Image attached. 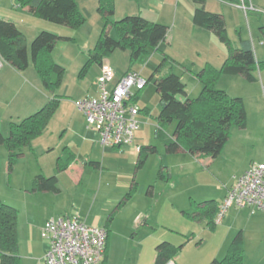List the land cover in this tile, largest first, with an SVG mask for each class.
<instances>
[{
  "label": "rangeland",
  "instance_id": "obj_1",
  "mask_svg": "<svg viewBox=\"0 0 264 264\" xmlns=\"http://www.w3.org/2000/svg\"><path fill=\"white\" fill-rule=\"evenodd\" d=\"M100 2L77 0L75 16L80 18V22L74 27L34 17L27 8L17 7L16 0L2 2L0 17L20 28L30 52L31 64L32 42L39 33L48 32L70 39L59 41L53 51L54 60L65 71L59 88L54 94L48 91L50 95L67 98L75 104L86 96L95 95L93 84L98 78L99 65L94 54L106 26V20L99 12ZM207 3L210 9H216L215 13L223 14L224 7L229 8V18L223 15L234 47H240V38L250 40L257 62L262 64L257 70L256 82H249L241 75H221L218 80V89L244 100L246 129L234 125L230 139L215 159L210 156L198 158L191 152L168 148L166 143L174 138L177 122L165 126L159 124L160 98L155 82L149 81L162 61V55L168 54L149 48L144 58L132 68L148 81L142 91L133 90L140 113L136 117L138 129L133 143L129 144L141 148L143 155L147 156L143 168L138 169L139 158L130 153L132 146L126 145L123 155L107 163L108 170L102 184L94 171L84 175L82 185L77 176L62 175L57 167L61 152L55 148L60 141L57 124L60 113L53 118L51 136L44 132L35 137L31 146L23 150L24 155L13 169L10 168L7 147L0 146V201L18 212L21 264H43L33 258L41 255L47 244L41 237V228L58 213L80 217L89 226L103 227L110 223L111 244L106 264H154L155 238L159 236L164 237L162 241L181 248L174 264H211L226 257L239 231L244 236V264H264V223L249 222L246 218L250 211H264L231 206L220 224L216 223L217 216L199 222L182 214L194 209L195 202L214 199L222 204L226 187L234 183L235 176L252 163L264 162V35L261 32L264 27V0H255L252 3L254 9L251 4L247 10L243 8L239 12L220 0H207ZM114 4L116 20L142 16L170 28L169 38L174 46L168 51L178 63L174 73L186 84L190 99L198 98L203 91L196 74L206 67L221 69L229 57L228 47L217 37L194 39L192 27L196 6L193 0H114ZM110 36L119 38L116 28L110 30ZM104 61L116 71L117 76L131 69L130 52L127 50H116ZM8 64L4 61L5 68ZM49 147L55 150L47 153ZM165 165L168 166L163 169L167 181H161L158 175ZM40 174L47 177L58 175L62 193L50 194L41 200L38 197L40 193L33 191V180ZM150 186L155 187V200L158 201V204L154 201V205H150L152 207L148 206L152 201L147 195ZM131 187L133 197L118 209L107 201L111 196L123 200ZM141 211L153 213L150 226H144L145 219H136ZM231 226L234 227V235L231 234Z\"/></svg>",
  "mask_w": 264,
  "mask_h": 264
},
{
  "label": "trees",
  "instance_id": "obj_2",
  "mask_svg": "<svg viewBox=\"0 0 264 264\" xmlns=\"http://www.w3.org/2000/svg\"><path fill=\"white\" fill-rule=\"evenodd\" d=\"M224 3L240 4L239 0H220ZM196 8L193 15V25L212 32L219 41L229 49V57L221 69L206 67L197 75L203 85V91L196 99H190L186 84L176 75L178 63L168 55H162L155 73L149 81L155 82L160 98L161 111L159 124L165 126L177 122L174 138L167 141L166 146L175 151L191 152L198 158L210 156L217 158L230 139V130L236 125L240 129L247 127V112L242 98L231 97L225 91L218 89L221 75H241L249 82L258 81L257 70L262 67L258 63L250 40L240 38V47H234L228 36L227 23L220 13L206 9V0H193ZM246 5L245 0H243ZM18 7L27 8L37 18L66 27H74L80 22L76 18L77 0H16ZM99 12L106 20V26L97 44L94 58L102 65L105 57L116 50L130 52L131 69L147 54L149 48L158 49L168 38V26L153 23L142 16H126L120 20L115 18L114 0H101ZM116 28L118 39L110 36V30ZM264 35V27L261 28ZM61 40L48 32H41L32 42V60L44 87L51 93L59 88L64 74V68L54 61L52 54ZM0 57L14 68L24 71L29 66L28 48L25 36L11 21L0 18ZM148 82V81H147ZM59 97L54 98L40 111L22 120L12 123L9 136L2 133L0 127V146L5 145L9 152V164L14 165L23 156V150L31 146L32 140L43 134L54 114ZM162 103L164 105L162 106ZM147 156L140 155L138 169L144 167ZM71 162V156L65 162L60 160L58 172L65 171ZM99 165V164H97ZM163 178V172L158 175ZM58 175L46 177L37 175L33 180V191L59 194ZM149 189V194H151ZM131 192L126 198L131 197ZM195 208L185 214L195 221L206 218L214 219L220 207L214 200L194 203ZM109 237V231L106 229ZM108 240L106 255L108 254ZM20 240L18 234V212L15 208L0 201V264H21ZM181 248L169 242H162L156 247L154 264H168L180 253ZM244 236L239 231L223 260H214L211 264H244Z\"/></svg>",
  "mask_w": 264,
  "mask_h": 264
},
{
  "label": "built area",
  "instance_id": "obj_3",
  "mask_svg": "<svg viewBox=\"0 0 264 264\" xmlns=\"http://www.w3.org/2000/svg\"><path fill=\"white\" fill-rule=\"evenodd\" d=\"M3 1L0 0V7ZM244 8L247 10V6ZM3 66L4 60L0 57V71ZM147 83L135 71L117 78L110 65H101L98 96L84 98L77 107L84 114L88 127L99 134L102 146L122 147L133 143L138 129L136 117L140 113L133 90L140 92ZM136 149L141 151L139 147ZM231 206L264 211V162L250 164L235 178L217 214V224L223 221ZM41 236L48 243L44 264H101L106 255V229L89 226L79 217L49 220Z\"/></svg>",
  "mask_w": 264,
  "mask_h": 264
},
{
  "label": "crops",
  "instance_id": "obj_4",
  "mask_svg": "<svg viewBox=\"0 0 264 264\" xmlns=\"http://www.w3.org/2000/svg\"><path fill=\"white\" fill-rule=\"evenodd\" d=\"M239 1H240V4L224 3V2H222V3L229 4L230 7L234 6L233 8L237 9L236 11H238V10L242 11V9L244 8L245 5H244V2L242 0H239ZM241 1H242V3H241ZM253 2H255V0H245V3L247 6H251V4ZM254 7L255 6H253V4H252L251 8L254 9ZM206 9L210 10V12L212 10H213L212 12H214V13L217 12L216 9H210L208 7L207 0H206ZM224 9L225 10L223 11V14L226 16V18H229V12H228L229 8H226V6H225ZM176 11L177 12L179 11V5L176 7ZM225 16H224V18H225ZM192 34H194V36H195L194 39H197V40H199L200 38H204L205 36L210 37V38L215 36L212 32L204 30V29H200V28L195 27V26L192 27ZM173 46H174V42H173V40H171L169 38V34H168L167 40L165 42L161 43L157 50H163V52L167 53L171 59L175 60L174 55H172V53L170 51H168V49L171 50V47H173ZM27 48H28V46H27ZM28 57H29V66L26 70L20 71V70L14 68L11 64H8L7 68H5V66H3L2 70L0 71V127H1L2 132L7 133V135H5V136H9L10 126L12 123H19L22 120L34 115L35 113L40 111L43 107H45L54 98V95L53 96L50 95L48 90L44 87L42 80H41L39 74L37 73L35 66H32L33 63L31 64V62H30L31 58H30L29 50H28ZM102 64H106V62L104 61ZM98 65H99V68H98L97 74H98V78H99L100 73H101V65L100 64H98ZM31 67H34V70H33V68L31 70ZM125 74H127V73H125ZM125 74L117 76V78H121ZM98 78H97V80H98ZM97 80H96L95 84H93V87L95 90L94 91L95 95L86 96V97H97L98 96L99 88H98ZM83 99H81V100H83ZM78 102L75 104L74 101L67 100V98H64V99L59 98L58 106L54 112V115H52L48 126L46 127L47 130L44 132H47L49 137L51 136L50 128L52 127L51 125L53 124V121H54L53 118H55L54 117L55 114H56V116H58L60 113V118H58L59 120L57 121V124L60 127L58 129L59 130L58 135H59L60 141L58 144L56 143L57 145H55L56 150L61 152L58 156V159H57V167H58L60 160L62 162H65L69 156H71V162L65 171L59 172V173H63L62 175H64V174L69 175L70 174V175L75 176V178L77 176V181L82 185L84 182L83 181L84 175L87 172L94 171L100 177V180H101L100 184H102L103 183L102 180L105 176L106 170H108L107 163L112 162L114 160L113 158H115V157L118 158L119 156L123 155L122 152L125 151L124 148H126L125 147L126 145H124L122 147H113V146L104 147V146H102V144L100 143L99 134L95 130L89 128L88 125H86L87 122H86L84 114L78 109V107L76 108ZM44 132H43V134H44ZM57 132L58 131H56V133ZM52 134H55V133L52 132ZM129 146H132V145H129ZM32 148H33V146H32ZM136 148L137 147L132 146V148H130L129 151L132 155H135L139 158L140 155H143V152H142V150L140 152H138ZM54 150L55 149L53 147H49L47 153H50ZM97 164H99V165H97ZM167 167H168L167 165L163 166L161 169L162 170L161 172L164 171L163 169H167ZM248 167H246L244 169V171ZM244 171L242 170L239 173V175H241ZM239 175H237V176H239ZM237 176H235V178ZM58 178H60V177H58ZM159 180L167 181V179L164 175V172H163V178H161ZM59 181L61 182L60 179H59ZM73 181H74V179H73ZM126 186H128V183H126ZM231 186H232V184L230 186L226 187V195H227L228 189ZM59 187H60V183H59ZM151 187L152 186H150L149 189ZM101 189H102V187H100V190ZM60 190H61V192L59 194L62 193L61 188H60ZM132 191H133V187H131L130 192H132ZM35 193H37V192H35ZM39 193H40L39 194L40 196H38V197H41L40 198L41 200L43 199L42 197L48 198V197H50L49 196L50 194H54V193H48V192H46V193L39 192ZM147 195L150 197L148 199L152 200L151 203L148 205L149 207H152V206H150L152 204L154 205V203H153L154 201L156 204H158V201L155 200V198H156L155 187H152L151 194L148 193ZM226 195H225V198H226ZM35 196H37V195H35ZM126 196L123 198V200H121L119 198H114L111 196L108 198L107 201L109 203L113 204V206H116L115 209H118L123 204L128 203L130 201V199L133 197V196H131L129 198H126ZM225 198H224V200H225ZM223 202L224 201H222V204H223ZM222 204L217 203V205L219 207L222 206ZM155 206H157V205H155ZM190 210L191 209L182 212L184 217L189 218L185 214V212H189ZM58 212L59 211H57V213ZM61 214L62 213H58L57 216L53 217L50 220H53V219L55 220V219H58L61 217H72L68 213L63 214V215H61ZM152 216H153V213L141 211L140 213H137L136 219H139L138 221H140L141 219H145L144 226L148 227V226H150L149 221H150ZM246 218L249 222L253 221V222H263L264 223V212L256 213L254 211H252V212L250 211L247 213ZM47 221H49V220H47ZM43 226H42V228H43ZM110 226H111L110 223H107L105 226H103L101 228L107 229L109 231ZM42 228H41V231H42ZM230 228H231V232H232L231 234L234 235V227L231 226ZM39 231H40V229H39ZM108 238H109V240H108V254L104 258V260L101 264H106L108 262L109 247L111 244L110 232H109ZM162 240H164V237H162V236L161 237L159 236V238L158 237L155 238L157 245H159L162 242H167V241H162ZM157 245H156V247H157ZM44 247L45 248L43 249V252L41 253V255H39V256L36 255V257H33L34 260L37 261V263H43L44 264L43 260L45 258L46 252L48 250V243L45 244ZM156 247H155V252H156ZM155 259H156V253H155ZM174 260H173V262H174ZM154 263H155V261H154ZM176 264H178V263L176 262Z\"/></svg>",
  "mask_w": 264,
  "mask_h": 264
},
{
  "label": "water",
  "instance_id": "obj_5",
  "mask_svg": "<svg viewBox=\"0 0 264 264\" xmlns=\"http://www.w3.org/2000/svg\"><path fill=\"white\" fill-rule=\"evenodd\" d=\"M164 105V103H162V106Z\"/></svg>",
  "mask_w": 264,
  "mask_h": 264
}]
</instances>
